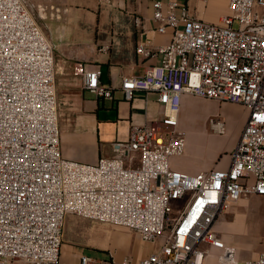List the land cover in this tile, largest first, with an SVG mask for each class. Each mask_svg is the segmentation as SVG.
<instances>
[{
  "label": "built area",
  "instance_id": "2783aa9c",
  "mask_svg": "<svg viewBox=\"0 0 264 264\" xmlns=\"http://www.w3.org/2000/svg\"><path fill=\"white\" fill-rule=\"evenodd\" d=\"M153 9L157 32L172 29V41L156 50L141 42L137 53L159 55L160 63L124 78L120 89L128 101L136 92L157 93L163 115L132 125L114 156L85 164L62 152L52 44L25 0H0V264H61L69 215L158 244L137 264H210L212 251L219 253L213 264H238L237 250L215 226L245 196L264 197V0H229L219 24L196 18L178 0H156ZM74 70L84 90L114 99L101 70L80 63ZM184 95L247 111L227 169L171 168L186 151ZM208 127L227 133L221 117ZM79 264L107 262L83 254ZM246 264H264V252Z\"/></svg>",
  "mask_w": 264,
  "mask_h": 264
},
{
  "label": "crops",
  "instance_id": "0c3cea01",
  "mask_svg": "<svg viewBox=\"0 0 264 264\" xmlns=\"http://www.w3.org/2000/svg\"><path fill=\"white\" fill-rule=\"evenodd\" d=\"M25 1L28 5L29 0ZM154 1L33 0L31 8L28 5L54 48L60 138L65 158L95 164L102 157H112L114 144L128 139L132 125H143L162 117L163 106L158 102L157 93L136 92L128 101L120 89L124 78L141 77L148 68L160 63L159 55L147 58L137 53L141 42L156 50L172 41V29L163 34L157 32L158 23L153 19ZM178 1L196 18L211 24H219L229 13V0ZM135 18H140L142 24L138 26ZM78 63L87 71L101 70V82L115 88L113 100L98 99L83 89L82 78L74 72ZM198 103L199 100L190 95L182 98L179 128L187 135L197 117L194 108ZM246 120L247 115L241 119L236 139L240 138ZM234 143L226 145L222 139L193 150L189 149L188 142L184 156L172 158L170 166L188 174L227 169L236 146ZM65 246L68 260L74 257L73 264H79L83 254L91 256V250L102 251L90 245L86 248ZM145 248L142 247L144 257L156 247Z\"/></svg>",
  "mask_w": 264,
  "mask_h": 264
},
{
  "label": "rangeland",
  "instance_id": "374dc122",
  "mask_svg": "<svg viewBox=\"0 0 264 264\" xmlns=\"http://www.w3.org/2000/svg\"><path fill=\"white\" fill-rule=\"evenodd\" d=\"M33 0L27 1L31 8ZM237 26V24H236ZM197 98V97H196ZM199 103L194 108L198 117L190 125L187 135L189 149L202 148V144L220 142L226 145L237 144L236 134L242 117L247 111L241 105L219 102L205 98H197ZM221 117L227 124V133L223 136L213 134L208 127L211 118ZM228 155L227 152H225ZM225 154L222 155L223 159ZM222 161V160H221ZM215 230L229 246L237 250L238 264H246L253 256L264 252V197L245 196L224 213L216 223ZM64 247L62 248L61 264H73L74 257L66 255L65 245L76 248H86L88 245L99 248L104 253L91 250V256L107 264H119L125 258L132 264H137L142 256L143 244L140 237L132 230L123 227L92 222L74 215L67 216L63 231ZM155 244L154 247H157ZM209 263L216 262L219 253L211 252Z\"/></svg>",
  "mask_w": 264,
  "mask_h": 264
},
{
  "label": "trees",
  "instance_id": "16d2710c",
  "mask_svg": "<svg viewBox=\"0 0 264 264\" xmlns=\"http://www.w3.org/2000/svg\"><path fill=\"white\" fill-rule=\"evenodd\" d=\"M100 253H104L103 251H99Z\"/></svg>",
  "mask_w": 264,
  "mask_h": 264
}]
</instances>
